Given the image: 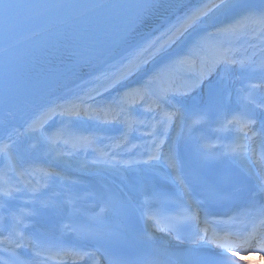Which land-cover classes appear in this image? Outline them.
Listing matches in <instances>:
<instances>
[{
  "label": "snow or ice",
  "instance_id": "6c2138e0",
  "mask_svg": "<svg viewBox=\"0 0 264 264\" xmlns=\"http://www.w3.org/2000/svg\"><path fill=\"white\" fill-rule=\"evenodd\" d=\"M102 6L122 7L115 4L31 5L90 9ZM16 7L19 5L0 0V19L7 23L11 19L9 10ZM133 7L134 14L111 44L105 70L92 77L93 84L103 80L105 86L92 87L84 94L86 99L78 96V102L70 105L55 103L49 98L50 92L25 120L28 135L22 138L10 122L5 124L3 137H0V158L4 161V167L0 168V252L7 259L0 256V264H47L49 260L63 262L68 259H91L92 264H101L103 256L111 257L109 264H234L230 255V249L236 245L233 230L244 221L238 215H214L205 205L244 201L250 209H256L251 233L244 244H250L255 238L257 221L264 226V113L259 118L256 113V109L264 110V100L257 103L254 98L255 90L264 88V63L257 64L247 55L238 57L239 49L234 46L249 31L254 38L264 41V0H137ZM153 17H158L159 22L143 32ZM59 50L65 51L62 44ZM77 57L74 49L68 50L67 60L79 66L95 67L91 61H81ZM153 61H156L155 66L144 73ZM237 65L245 72L260 74L259 83L249 82L239 90L244 93V109L230 118L221 117L222 128L236 127L237 139L224 146L226 151H222L219 158L205 155L202 149L201 165L185 172L179 152L182 137L163 153L165 139L155 137L156 126H162L166 138L168 129L178 126V121L195 126L216 117L225 99L231 96L229 70ZM139 73L144 75L137 84L105 96ZM214 75L215 80L212 79ZM205 88L206 98L201 96L199 103H188ZM137 104L144 106V112L153 114L152 131L146 133L153 136L148 159L121 162L117 159L118 153L94 148L93 153L99 152V155L85 165L84 170L97 178L99 188L93 195L98 201L97 207L101 203L104 205L100 213L90 217L82 213L74 221L75 227L64 225L74 234L75 239L70 243L54 238L38 222L31 225L33 230L26 235L29 225L25 220L40 215V211L10 212L6 201L14 195L27 193L29 188L33 193L37 191L30 183L23 186L25 176L36 171L48 178L61 175L56 171L59 164L37 169L33 162L40 155L50 156L54 162H67L76 151L90 148L97 140L112 141L111 147L120 148L127 142L133 123H145L131 115ZM56 117L61 120L59 126L49 123ZM65 120L73 126L94 122L96 130L85 135L65 125ZM114 126L122 129L119 135L100 134ZM61 146L68 150L61 151ZM225 160L233 163H225ZM235 162H239V167ZM120 163L128 166L163 163L173 173L179 210L165 214L152 207L165 197L162 190L154 191L150 201L146 197L140 211L148 229L146 237L139 236L145 229L138 227L134 196L119 189L105 191L101 183L103 177L96 171L101 165L113 167ZM140 180L130 178L124 187L131 193ZM39 187L47 188L48 185ZM54 207L56 211L67 210L66 205ZM173 240L177 244H173ZM24 248L31 250L32 259L19 255L17 250ZM260 250L264 251V244Z\"/></svg>",
  "mask_w": 264,
  "mask_h": 264
},
{
  "label": "bare ground",
  "instance_id": "6f19581e",
  "mask_svg": "<svg viewBox=\"0 0 264 264\" xmlns=\"http://www.w3.org/2000/svg\"><path fill=\"white\" fill-rule=\"evenodd\" d=\"M124 23L105 35V37L111 41L102 44L100 48H98L97 52L82 60L91 61L95 67L79 66L72 61V63L62 71H58L57 67H53L45 77L41 75L29 76V78L21 81L20 85L11 87V89L1 93L0 137H3L4 126L7 122H10V126L15 128L17 133L21 134V138L28 135L25 120L28 116L33 115L31 111L42 100H44L50 92H52V95L49 98L52 101L57 104H68L69 101L76 100L78 96L86 99L84 94L88 93L94 86L101 88L105 86L103 80L93 84L92 77L105 70V64L110 59L111 44L118 37L120 29L123 27ZM176 50L179 51L180 49ZM155 64L156 61H153V63L147 65L144 69V73L151 70ZM50 72L52 74H49ZM144 73L131 76V78L126 80L123 85L129 82L137 84L143 78ZM212 79L215 80L216 76L214 75ZM229 80L231 82L229 90H231V88L232 90L233 88L235 89V86L238 85V83L236 82L237 80L233 73H230ZM85 81L88 83L85 84ZM22 82H25V84ZM123 85H121V88ZM121 88L114 89L111 93L118 92ZM201 96L206 98V88L202 90L201 93L195 94L194 99H190L188 103H199ZM237 96L239 98V102L244 101L242 99L243 95L241 94V91L237 90ZM236 107H238L237 102L227 105L224 101V105L220 109L217 116L208 122L195 126L189 122L187 124H182L179 127L177 126V128L171 132V144L172 146H175L177 138L182 137L179 144L181 159L184 161V143L193 132V128L202 131L201 139H204L206 142H213L217 140L218 144H220V141L224 137L220 123L221 117L225 116L228 110ZM256 111L258 113V118L261 116V113H264V110L262 109H256ZM36 115H39V113H36ZM81 132L83 133V130H81ZM100 134H109L108 129ZM114 135L117 136L119 133H115ZM90 148L96 149L97 146L92 145ZM60 150L66 151L68 149L61 147ZM136 154L137 152L134 150H127L126 154H120L121 157H119L118 160L122 162L127 156H135ZM95 158L96 156H77L74 154V156L69 158L67 162L62 163L60 161L54 162L50 156L40 155L33 162L34 167L37 169L41 167L48 168L50 165L55 167L56 164H59L60 166L56 167V171L61 172V175L56 178H48L43 176L39 171H36L30 176H25L22 178V181L24 182L23 186L27 187V184L30 183L32 188L37 187V191L32 193L31 188H29L27 193L14 195L6 201L8 203L9 210H11L16 209L17 199L22 201V203H26V196H34L33 203H27V205L31 206V204H36L38 206V210L40 211V215L29 219V222L27 223L29 228L25 230L26 235L33 230L31 225L34 222H38L40 225L44 226L43 230L45 232L50 233L57 239V235L59 233L58 221L65 220L69 211H72L78 216H81L82 213L89 217L95 215V211L98 208V201L93 193L98 191L99 184L97 183V178H94L91 173L84 170V166L88 165V163ZM237 163L239 164V162ZM3 167L4 161L1 168ZM121 170H125L124 175H121ZM96 171L98 176L103 177V181H101V183H103L105 191L119 189L124 191L126 195L131 194L134 196V202L138 205L140 210L141 206L145 205L144 196H147L149 201L151 200L150 193L155 185H176L172 182V171L170 173L164 172L161 164L152 166L147 164L128 166L120 163L113 167H104L101 165ZM139 171L140 174L138 173ZM137 177L141 178L140 183L132 189L131 193H129L128 189L125 188L124 185L128 183L130 178ZM45 179H48V187H41L40 189L39 186L44 185L43 182ZM72 198L75 200L73 205L67 203ZM65 205L67 207L66 211L61 212L55 210L54 206L64 207ZM152 207H154V205H152ZM144 210H147V207H145Z\"/></svg>",
  "mask_w": 264,
  "mask_h": 264
},
{
  "label": "rangeland",
  "instance_id": "374dc122",
  "mask_svg": "<svg viewBox=\"0 0 264 264\" xmlns=\"http://www.w3.org/2000/svg\"><path fill=\"white\" fill-rule=\"evenodd\" d=\"M253 36V34H252V32L251 31H249L247 34H246V40H244L243 41V43L242 44H235V46H237V47H242V48H244L245 46L246 47H249V46H251L250 48H251V50H253V45L255 46V50H261V49H264V46H262V45H264V43L261 45V46H257V40H255L254 38H251ZM240 51H243L242 49L241 50H239V52ZM262 55V53L261 52H259L258 53V58H257V60H256V63L257 64H260V63H264V56H261ZM247 74H251V75H253V76H257V77H259L260 78V74H259V72H255V73H253V72H246ZM239 82H240V80H239ZM263 99V98H262ZM51 124L53 125V126H59L60 125V123H55V119L51 122ZM64 124L66 125V123L64 122ZM88 124H84V125H82L81 127H86ZM92 128H95V125L94 124H91L90 125V129H92ZM2 159L3 158H0V161H2ZM2 166V163L0 164V167Z\"/></svg>",
  "mask_w": 264,
  "mask_h": 264
}]
</instances>
